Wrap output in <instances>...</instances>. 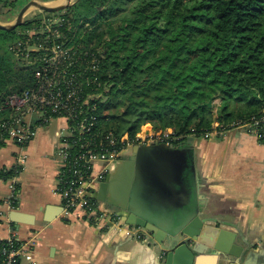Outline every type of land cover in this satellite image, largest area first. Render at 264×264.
I'll use <instances>...</instances> for the list:
<instances>
[{"label": "trees", "instance_id": "16d2710c", "mask_svg": "<svg viewBox=\"0 0 264 264\" xmlns=\"http://www.w3.org/2000/svg\"><path fill=\"white\" fill-rule=\"evenodd\" d=\"M18 1L0 0V14ZM54 45L67 50L56 87L79 88L71 132L61 139L67 152L61 187L74 170L90 173L88 151L119 150L120 138L135 141L144 125L158 136L170 130L176 145L207 135L213 124L218 130L246 124L264 144V0H75L0 29V122L14 116L9 95L35 89L37 71L41 79L51 76ZM82 122L88 131H79ZM20 171L0 166V179Z\"/></svg>", "mask_w": 264, "mask_h": 264}, {"label": "crops", "instance_id": "0c3cea01", "mask_svg": "<svg viewBox=\"0 0 264 264\" xmlns=\"http://www.w3.org/2000/svg\"><path fill=\"white\" fill-rule=\"evenodd\" d=\"M13 11L0 14V22L11 23ZM27 120L35 127L32 139L23 148L13 141L0 147V166H15L18 158L26 155L14 178L18 190L17 202L12 207L5 203L11 195L9 182L0 179V212L4 216L0 220V239L10 235L21 240L33 239L36 264H165V253L156 247L168 248L170 242L154 243L146 230L136 224L137 216L147 212L141 204L145 194H153L159 188L162 198H172L167 194L165 176L158 170V178L150 188L146 182L141 185L144 179L140 180L141 191L134 189L124 202L120 199L123 181L129 173L130 187L136 181L138 155L133 160L120 156L110 162H96L94 173L103 175L93 184V198L101 210L119 213L129 229L117 231L106 220L86 218L77 211L65 214L55 185L57 149L68 132L66 119L53 117L36 124L38 117L29 115ZM181 144L186 149L181 160L183 177L173 181L183 190L178 208L195 210L200 220L198 231L203 240L189 244L197 250L194 264H264V144L251 132L238 129L208 138L190 136ZM140 145L161 147L152 152V161L167 166L173 174L177 172L176 165H171L161 150L174 145ZM130 163L133 165L129 166ZM107 176L109 181L101 195L106 200L102 201L94 196ZM191 183L195 188L193 195ZM162 223L167 228L172 222L166 219ZM224 233L233 234V247L239 248L237 256L212 246Z\"/></svg>", "mask_w": 264, "mask_h": 264}, {"label": "built area", "instance_id": "2783aa9c", "mask_svg": "<svg viewBox=\"0 0 264 264\" xmlns=\"http://www.w3.org/2000/svg\"><path fill=\"white\" fill-rule=\"evenodd\" d=\"M52 56L47 59L53 64L51 76L41 79V72H36V77L39 78V84L34 89L24 91L21 94H11L6 100V105L11 107L14 111V116L10 120L0 122V143L6 141H13L18 146L23 148L33 137L35 128L27 120V116L36 115L39 119L47 122L53 117H45L42 113L44 108H50L52 112L60 113L62 110L68 111L66 115L60 116L66 119V122L74 116V105L78 101V86H71L70 82H67V91L64 93L60 88H57L55 80L61 74H64L63 60L66 58L67 50L60 45H54L52 47ZM264 118V117H263ZM90 124V123H89ZM240 128H245L248 131L250 128L248 125H241ZM79 131H88L89 126H85L82 123L78 124ZM67 135L71 130L67 124ZM66 135V136H67ZM178 140V137L172 136L170 130L165 131L161 136L155 135L153 131L147 130L144 134H136L135 141H128L127 135L124 134L120 141L124 144L119 150H114L110 153H96L88 151V155L85 157L88 168L91 171L88 175H83L79 170L73 171L72 179H69L66 184L61 187L59 180L55 185V191L59 193L63 199V210L65 214L72 211H77L79 215H83L86 218H95L97 220H106L108 224L115 228L117 231L129 229L123 222L119 213L113 210H101L99 204L93 198L92 188L96 180L100 179L103 173H94V164L96 162H110L120 157V152L127 146L140 145V144H164L173 145V141ZM66 143L60 140L59 147L57 149L58 159V173L60 167L67 164V152L65 151ZM84 154L76 157L73 161L77 164L78 160L83 158ZM26 155L23 154L18 158V164L20 165L25 161ZM72 171V170H71ZM11 188L10 197L5 200L8 206H13L17 202V188L14 182V178L8 180ZM3 213L0 212V220H3ZM139 233V231H137ZM136 233L137 236L139 234ZM4 241L0 247V264H36L32 250L35 245L33 239L21 240L14 235H10L7 238L0 239Z\"/></svg>", "mask_w": 264, "mask_h": 264}, {"label": "water", "instance_id": "95a60500", "mask_svg": "<svg viewBox=\"0 0 264 264\" xmlns=\"http://www.w3.org/2000/svg\"><path fill=\"white\" fill-rule=\"evenodd\" d=\"M75 0H63V2L55 5H50L46 3H42L36 0H29L19 11L16 18L8 24H3L0 22V29L10 30L15 28L18 25H21L24 22V15L25 13L31 8L35 7L39 11H59L62 10L71 4H73ZM210 104V101L208 102ZM238 130L245 131V128H238ZM161 148L156 145H132L127 146L120 152V156L123 157H129L131 160H133L134 155H138L137 162V178L136 181L133 182V185L130 187V184L132 182V179L127 177L123 182L124 186L120 194V199L124 202L126 201V197L130 195V192H133L134 189L136 191H141L140 180L142 181L143 185L145 182V185L147 188L152 187L153 183L157 180L158 175L157 171H160L161 176H165L166 181L168 183V190L167 194L169 193L172 198L168 201L167 199L162 198V192L161 189H155L153 194L150 192L148 195L145 194V198L141 199V204L143 210L149 212L140 214L136 218V224L144 228L147 232L148 238L152 240L154 243L160 244L163 241L170 242V246L168 248L159 247L157 246V250L163 252L165 255L164 257V263L165 264H178V262H181V264H194L195 261V252H197L196 249L192 248L189 244H194L196 240H203V238L200 237V231H198V226L200 224V220H198V215L195 210H189L187 207H179V198L181 196V193H183V190L180 191L178 187L174 184L173 178H182L183 177V169L181 167V160L185 158L186 155V149H182L181 147H173L170 146L169 148L162 150L163 154L170 159L171 165H176L177 172L174 174L170 172L169 168L163 164H159L158 162L154 163L151 158V154L154 150L159 151ZM142 155L147 156L152 165L149 168L151 177L145 178V172L140 167L139 159ZM133 165L132 163L129 164ZM152 174V175H151ZM163 174V175H162ZM141 178V179H140ZM164 178V177H163ZM109 181V177L107 176L105 180L100 184L99 191L96 192L95 198L105 201L106 199L101 197L102 193L105 191V187L107 186V182ZM137 184V185H135ZM194 186L193 183H191V190L190 192L192 195L194 194ZM135 192V191H134ZM143 193H146L145 190H142ZM139 194V193H138ZM139 197V195H138ZM123 202V203H124ZM130 207V206H128ZM130 211V209H129ZM135 218V217H134ZM166 219L170 220L172 223H170L169 227L162 226V222H164ZM131 221V220H130ZM135 221V220H134ZM133 222V221H131ZM233 240L234 236L233 234L224 233L223 237L218 240L217 243H213L212 241L210 244L216 249L220 250L225 254H233L238 255L239 248L233 247Z\"/></svg>", "mask_w": 264, "mask_h": 264}, {"label": "rangeland", "instance_id": "374dc122", "mask_svg": "<svg viewBox=\"0 0 264 264\" xmlns=\"http://www.w3.org/2000/svg\"><path fill=\"white\" fill-rule=\"evenodd\" d=\"M29 0H22L18 3L17 7L14 9V11L11 13L10 15V18L11 20H14L17 16V14L19 13L20 9L28 2ZM36 1H39V2H42V3H46V4H50V5H55V4H59L61 2H63V0H36ZM39 10L35 7H31L24 15V19H28L32 16H34L36 13H38ZM216 124H213V129L211 132H209L207 135L205 136H201V137H204V138H208L210 136H216V135H221L223 134L224 132H226L227 130H218L216 128ZM150 128V129H149ZM238 128H240L239 126H235L231 129H234V130H237ZM242 128V127H241ZM231 129H228V130H231ZM147 130L149 131H152L151 130V126H148V125H144L141 127L140 131L138 132L139 134H144ZM249 132V131H248ZM252 134H254L253 132H251ZM256 136V134H254ZM191 137H195L193 135H190ZM188 136V137H190ZM257 138V136H256Z\"/></svg>", "mask_w": 264, "mask_h": 264}, {"label": "flooded vegetation", "instance_id": "af4514ba", "mask_svg": "<svg viewBox=\"0 0 264 264\" xmlns=\"http://www.w3.org/2000/svg\"><path fill=\"white\" fill-rule=\"evenodd\" d=\"M178 147H181V146H183V144H179V145H177ZM174 147H175V145H174ZM166 159L169 161L170 159H168V157H166ZM149 159L147 158V156H145V155H142L141 157H140V159H139V164H140V167H141V169H142V173H143V170H144V172H145V178L146 177H151V176H149L150 175V170H149V168L151 167V163H150V161H148ZM152 175V174H151Z\"/></svg>", "mask_w": 264, "mask_h": 264}]
</instances>
